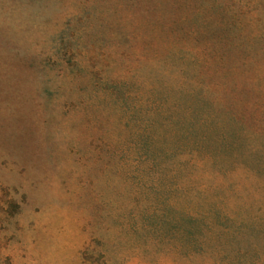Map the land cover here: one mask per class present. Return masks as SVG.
Here are the masks:
<instances>
[{
	"label": "rangeland",
	"instance_id": "rangeland-1",
	"mask_svg": "<svg viewBox=\"0 0 264 264\" xmlns=\"http://www.w3.org/2000/svg\"><path fill=\"white\" fill-rule=\"evenodd\" d=\"M216 189L264 211V0H0V264H230Z\"/></svg>",
	"mask_w": 264,
	"mask_h": 264
},
{
	"label": "trees",
	"instance_id": "trees-1",
	"mask_svg": "<svg viewBox=\"0 0 264 264\" xmlns=\"http://www.w3.org/2000/svg\"><path fill=\"white\" fill-rule=\"evenodd\" d=\"M196 145V151L199 152L198 143L193 144L192 147ZM218 189L213 191L214 194L211 197L213 203L208 204L209 207L200 208L205 204V200L202 199L197 208L188 207L183 216L178 217L179 222H184L185 229L182 230V236L187 241L188 256L193 260H201L202 257L211 258V256L216 255L226 258L230 264H250V262L244 261L245 254L252 251V253L260 255L264 253V250L253 244L250 246L251 250L241 246H238L237 250L234 245L248 243L255 237L256 232L264 238V211L251 218L253 212H246L242 205L228 206L223 204L224 206L220 207L218 201H220L221 196L218 195ZM195 194V196L208 195L204 190H197ZM194 197H190L189 200L192 202ZM170 207L173 212L178 211L171 204ZM152 214L159 216L161 214L159 208L154 206ZM216 242L218 243L217 248ZM229 248L231 249L229 250Z\"/></svg>",
	"mask_w": 264,
	"mask_h": 264
}]
</instances>
